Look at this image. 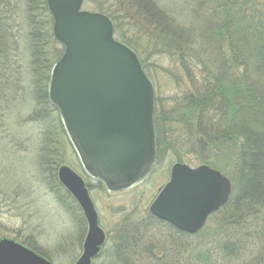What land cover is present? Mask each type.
<instances>
[{
	"label": "rangeland",
	"instance_id": "374dc122",
	"mask_svg": "<svg viewBox=\"0 0 264 264\" xmlns=\"http://www.w3.org/2000/svg\"><path fill=\"white\" fill-rule=\"evenodd\" d=\"M178 1L190 5L185 8ZM209 1L215 3L209 6L205 3ZM225 1H147L153 10L152 16L170 23V30L164 31L155 28L151 19L141 16L127 3H122L120 11L125 13L120 35L145 67L154 86L155 116L158 114L161 120L163 138L172 144L178 137L184 140V131L182 125L171 121V112L180 108L190 86L191 90L194 86L199 89L203 75L216 71L214 57L217 51L210 52L208 61L202 59L201 50H205L206 44L208 49L219 47L215 41L207 40L209 36L205 28L213 14L221 18V13L216 12V4L224 2L222 5H226ZM86 2L84 11L101 14L96 11L101 2ZM102 5L106 9L111 6L118 10L116 0H103ZM0 6L2 13L5 12L3 31L0 30V238L7 237L25 244L52 264H76L83 254L88 225L80 206L59 181V170L69 167L88 183L100 226L107 235L104 251L93 264H122L119 261H123L120 255H123L124 246L120 245L124 241L120 243L118 238L123 228L129 226L134 230L144 225L148 227L142 236L137 234L128 239L130 244L142 243L141 252L146 250L149 257H158L169 251L180 239L174 240L175 235L159 224L150 213V207L169 181L174 164H187L186 159L194 156L184 150L178 154L161 148L149 178L143 184L117 194H109L102 185L89 176L87 178L61 115L49 99L54 62L65 47L55 37L58 43L53 37H46L49 47L42 43L41 46L47 47V52L37 64L34 63L32 24L42 20L47 25L48 20L43 12L30 11L28 0H0ZM175 7L178 9L175 13L170 11ZM43 42H46L45 38ZM200 59L203 63L208 61L206 73L201 72ZM190 62L192 71L188 68ZM251 72L252 78L258 80L254 83L264 93V73L258 75L254 68ZM218 220L215 214L200 235L187 240L181 238L179 243L208 246ZM129 248L130 245L126 249ZM128 253L132 254L131 251Z\"/></svg>",
	"mask_w": 264,
	"mask_h": 264
},
{
	"label": "water",
	"instance_id": "95a60500",
	"mask_svg": "<svg viewBox=\"0 0 264 264\" xmlns=\"http://www.w3.org/2000/svg\"><path fill=\"white\" fill-rule=\"evenodd\" d=\"M84 0H47L53 35L65 47L54 66L49 97L58 109L86 173L109 193L129 190L154 165V89L137 55L114 38L111 20L83 11ZM60 183L77 201L88 224L76 264H93L106 241L84 180L69 167ZM231 181L208 167L176 164L150 213L196 235L223 208ZM0 264H52L21 243L0 238Z\"/></svg>",
	"mask_w": 264,
	"mask_h": 264
},
{
	"label": "trees",
	"instance_id": "16d2710c",
	"mask_svg": "<svg viewBox=\"0 0 264 264\" xmlns=\"http://www.w3.org/2000/svg\"><path fill=\"white\" fill-rule=\"evenodd\" d=\"M28 1L30 11L43 12L48 20L47 25L42 20L32 24L31 47L34 63L37 64L49 47L47 38L54 39V21L49 13L47 0ZM97 1L101 5L97 4L96 11L112 21L115 37L128 47L130 45L120 35V24L124 22L125 13L120 11L122 3H127L128 7L135 9L141 16L151 19L155 23L153 26L159 27L161 31L170 30L169 22L152 16L153 10L147 3L151 0H116L117 11L111 6L106 9L102 5L103 0ZM84 3H87L86 0ZM180 3L185 8L190 5ZM205 3L212 6L215 2ZM223 3L216 4V12L221 13V18L213 14L207 20L208 27L205 28L209 36L207 40L215 41L219 47L212 46L208 49L206 44L205 50H201L202 59L208 61L211 58L210 52L217 51L214 57L217 62L216 71L203 75L199 89L196 90L197 86H194L191 90L190 86L179 104L180 108L171 112V121L183 126L184 140L183 137H178L173 144L167 142L163 138L158 114L154 122L157 159L161 148L178 154L184 150L188 155L194 156L186 159L188 165L209 166L232 182L230 201L217 213V229L211 234L213 238L208 246L180 244L181 238H188L173 234L174 240L180 239L177 244L174 243L169 251L166 250L158 257H149L146 250L141 252L139 249L142 243L130 244L129 240L122 237L120 243H124L120 246H124L121 250L123 255L119 254L123 260L119 262L122 264H264V93L254 83L258 80L251 76L253 68L258 75L264 73V0H227L226 5H222ZM2 9L0 6V30L3 29L5 15ZM177 10L175 7L170 11L175 13ZM178 32L182 34L180 30ZM43 38L46 42H43ZM41 43L47 47H42ZM64 52L65 48L59 51L55 64ZM208 61H198L202 73H206ZM142 66L145 70L143 63ZM191 67L192 62L188 67L190 71ZM176 132L180 133L179 130ZM159 224L162 225L160 222ZM147 228L145 225L138 227L131 236H142ZM123 230L126 231L127 228ZM129 245L130 248L126 249Z\"/></svg>",
	"mask_w": 264,
	"mask_h": 264
},
{
	"label": "flooded vegetation",
	"instance_id": "af4514ba",
	"mask_svg": "<svg viewBox=\"0 0 264 264\" xmlns=\"http://www.w3.org/2000/svg\"><path fill=\"white\" fill-rule=\"evenodd\" d=\"M175 164H177V163H175ZM174 164V165H175ZM155 166H156V163H155ZM155 166L153 167V169L155 168ZM152 169V170H153ZM171 170H172V168H171ZM171 170H170V174H169V176H171ZM151 173H152V171H151ZM151 173L140 183V184H143L144 183V181L145 180H147V178H149V176L151 175ZM86 174V173H85ZM87 178H89L88 177V175L86 174L85 175ZM169 180H170V178H169ZM95 181V180H94ZM95 182H97V183H99L100 185H102L103 186V184L101 183V182H99V181H95ZM169 182V181H168ZM167 182V183H168ZM166 183V184H167ZM86 185H87V188H89V185H88V183H86ZM165 187V186H164ZM163 187V188H164ZM163 188H162V190H163ZM161 190V191H162ZM160 191V192H161ZM90 193V192H89ZM160 194V193H159ZM84 219V218H83ZM157 219V218H156ZM157 221L158 222H160L165 228H167V230H169L171 233H173V234H179L178 235V237H186V238H189L190 237V235L189 234H187V233H185V232H182V231H179L178 229H176L175 227H173L171 224H169V223H166V222H164V221H161V220H159V219H157ZM133 228V226H129L128 228H127V230L125 231V230H123V232H121V233H119V240L118 241H120V240H122V237H123V239L124 240H128L130 237H132L131 236V233H135L134 231H136L137 229H135L134 230V228ZM124 229V228H123ZM134 230V231H133ZM130 232V231H133V232H131V233H128V234H126L127 232ZM106 235V234H105ZM106 242H107V235H106V241H105V244H104V246H103V251H104V248H105V245H106ZM124 248V247H123ZM98 257H96L94 260H96Z\"/></svg>",
	"mask_w": 264,
	"mask_h": 264
}]
</instances>
